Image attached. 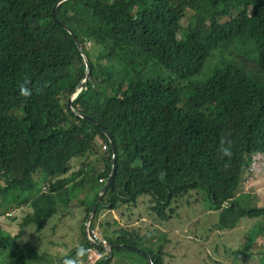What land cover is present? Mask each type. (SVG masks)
<instances>
[{"label": "trees", "instance_id": "trees-1", "mask_svg": "<svg viewBox=\"0 0 264 264\" xmlns=\"http://www.w3.org/2000/svg\"><path fill=\"white\" fill-rule=\"evenodd\" d=\"M57 1L0 0V217L19 222L17 237L0 223V264H55L23 239L63 216L60 203L73 204L71 196L90 186L91 207L80 205L87 224L113 168L103 127L117 148V170L99 210L113 211L119 201L136 205L147 195L148 212L163 224L173 218L178 199L204 191L220 212L222 232L241 218L264 216V207L236 201L252 157L264 155V0L61 3L55 17L77 35L91 64L86 89L73 102V110L87 117L69 108L87 66L72 35L52 19ZM215 57L207 82L180 87L179 81L200 77ZM154 68L170 74V84L152 77ZM22 85L31 91L27 98ZM222 140L230 159L220 156ZM100 146L107 154L97 164L92 157ZM15 207L32 212L18 220L11 214ZM127 229L113 239L104 236L107 245L140 249L134 252L164 264L153 248L134 240L131 233L139 229ZM80 233L81 245L57 264L85 260L94 249L87 225ZM249 244L236 260L247 251L264 258V246L252 251Z\"/></svg>", "mask_w": 264, "mask_h": 264}, {"label": "rangeland", "instance_id": "rangeland-1", "mask_svg": "<svg viewBox=\"0 0 264 264\" xmlns=\"http://www.w3.org/2000/svg\"><path fill=\"white\" fill-rule=\"evenodd\" d=\"M191 16V11L185 14L182 19L183 28L188 26ZM88 47L94 48V44L88 42ZM217 62L216 57L212 58L200 77L191 81H179L180 87L193 88L207 82L213 75L211 68ZM150 70L152 77L160 79L166 84H170L173 79L161 68ZM106 154L105 146H100L99 154L92 158L98 164ZM249 168H251L252 175H247V173L244 175L241 186L242 194H238L237 204L243 208H263L264 155L253 156ZM89 190L90 186H87L85 189L79 190L77 194L72 195L71 199L75 197L73 204L61 202L59 208L62 209L61 215L63 216L51 218L50 222L39 233H30L34 234L33 238L28 237L23 240L37 244L40 247V255L43 252L48 253L47 256L50 259L56 260L55 264L59 262L61 257L69 256L73 249L81 245L83 238L80 233L81 227L83 225L88 227L86 211L80 205L88 206L94 200L95 195ZM150 199V196H141L136 205H122L119 201L114 205L116 209L114 208L113 211L102 207L94 223L93 232L91 227V236L97 234L102 242L108 244L104 236L113 239L119 235L118 230L120 228L126 227L132 232L134 227L140 232V234L138 232L131 233L135 235L134 240L137 244L146 249L153 248L156 257H160L164 264H213L210 259L216 261V264H264V258L260 259L256 255L251 258L248 251L243 259L238 258L236 260L237 253H242V250L247 249L243 247V244L247 245L253 241L248 245L249 250L252 251L257 250L259 246H264V216L253 219L241 218L234 229L222 232L218 227L220 212L212 208L213 202L204 191H196L184 199H178L173 218L161 224L152 211L148 212L149 208L151 209ZM106 200L107 198H105V202ZM30 212H32L31 208L15 207L11 214L14 218L18 217L19 220V218H25ZM0 223L5 227L9 226L10 233L14 237L18 236L19 222L12 224L9 217H0ZM256 233H258L259 238L256 237ZM138 238L141 242L137 241ZM79 260L78 257V259L74 258L70 261L73 264H78ZM103 264L152 263L144 255L123 250L112 254L104 253Z\"/></svg>", "mask_w": 264, "mask_h": 264}, {"label": "water", "instance_id": "water-1", "mask_svg": "<svg viewBox=\"0 0 264 264\" xmlns=\"http://www.w3.org/2000/svg\"><path fill=\"white\" fill-rule=\"evenodd\" d=\"M65 1H69V0H59L56 2V4L54 5L53 9H52V12H51V16H52V19L54 20V22L58 25H61L67 32H69L73 39H74V42L78 48V51H80V53L82 54V57L84 59V62L87 66V72H86V76L82 82V85L79 89H77V91H75V95L70 99L69 101V108L71 111L74 112V114H77V115H82L83 117H87L86 115H83V114H80L78 113L76 110H73V102H74V99L75 98H78L79 95H81V93H83V91H85L86 89V86L90 80V76H91V64L89 62V59L87 58V55L84 51V47L80 41V39H78L77 35L67 26H64L60 23V21L55 17V9L61 5V3L65 2ZM90 120H93L96 124H100L98 121L94 120V118L92 117H88ZM103 130L104 132L106 133L107 137L109 138V141L112 145V150H113V159H114V164H113V169H112V173L105 185V188L103 189V191L101 192V195L99 197V200L97 202V204L95 205L94 209H93V212L89 218V221H88V227H87V232H88V237L91 241V244L94 248H97L101 251H103L104 253L106 254H112L113 252H116V251H123V250H133V251H137V252H141L143 253L140 249H136V248H133V247H128V246H120V247H104L102 246L101 244L97 243L96 241H93L92 240V236H91V227H92V224H93V221H94V218L99 210V207L101 206L102 204V201H103V198L105 197V193L108 191V189L110 188V185H111V182H112V179L114 178L115 174H116V170H117V160H116V146H115V143L111 137V135L109 134V131L103 127ZM145 256H147L146 254H144ZM150 261L152 262V260L150 259Z\"/></svg>", "mask_w": 264, "mask_h": 264}, {"label": "built area", "instance_id": "built-area-1", "mask_svg": "<svg viewBox=\"0 0 264 264\" xmlns=\"http://www.w3.org/2000/svg\"><path fill=\"white\" fill-rule=\"evenodd\" d=\"M92 240L96 241L97 243L101 244L104 247H108V245L105 242H102L101 238L97 234H94L92 236ZM103 260H104V252L97 248H94V249H90L87 258L85 260L78 262V264H98Z\"/></svg>", "mask_w": 264, "mask_h": 264}, {"label": "clouds", "instance_id": "clouds-1", "mask_svg": "<svg viewBox=\"0 0 264 264\" xmlns=\"http://www.w3.org/2000/svg\"><path fill=\"white\" fill-rule=\"evenodd\" d=\"M20 94L23 96V97H25V98H27L28 96H30L31 95V91H30V89H28L27 87H25V86H21V89H20ZM74 100H77V98H75ZM111 147H112V145H111ZM105 150H107V148H106V146H105ZM218 151H219V153H220V156H221V158L223 159L224 157H228L229 159L231 158V156H232V151H231V148L229 147V146H225V143H224V141L222 140L221 141V146L218 148ZM114 155H113V150H112V157H113ZM116 160H117V148H116ZM113 164H114V159H113ZM113 169V168H112ZM103 181V180H102ZM101 181V182H102ZM259 238V237H258ZM78 255L80 254V253H77ZM64 264H73V262L72 261H70V260H65V262H64Z\"/></svg>", "mask_w": 264, "mask_h": 264}]
</instances>
